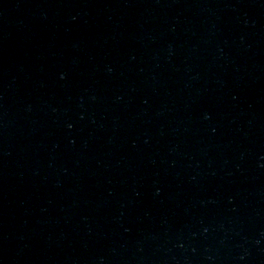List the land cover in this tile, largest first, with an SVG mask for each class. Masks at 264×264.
I'll use <instances>...</instances> for the list:
<instances>
[{"label": "water", "instance_id": "obj_1", "mask_svg": "<svg viewBox=\"0 0 264 264\" xmlns=\"http://www.w3.org/2000/svg\"><path fill=\"white\" fill-rule=\"evenodd\" d=\"M0 264H264V0H0Z\"/></svg>", "mask_w": 264, "mask_h": 264}]
</instances>
